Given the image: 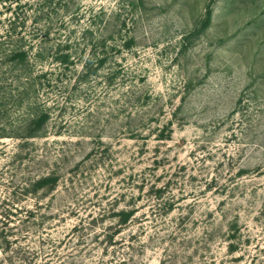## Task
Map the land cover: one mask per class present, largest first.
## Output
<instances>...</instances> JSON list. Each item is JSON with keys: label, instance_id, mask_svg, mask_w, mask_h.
I'll return each instance as SVG.
<instances>
[{"label": "rangeland", "instance_id": "rangeland-1", "mask_svg": "<svg viewBox=\"0 0 264 264\" xmlns=\"http://www.w3.org/2000/svg\"><path fill=\"white\" fill-rule=\"evenodd\" d=\"M0 264H264V0H0Z\"/></svg>", "mask_w": 264, "mask_h": 264}, {"label": "trees", "instance_id": "trees-1", "mask_svg": "<svg viewBox=\"0 0 264 264\" xmlns=\"http://www.w3.org/2000/svg\"><path fill=\"white\" fill-rule=\"evenodd\" d=\"M15 55L20 57V58H24L26 56V52L25 51H20L19 53L15 54Z\"/></svg>", "mask_w": 264, "mask_h": 264}]
</instances>
